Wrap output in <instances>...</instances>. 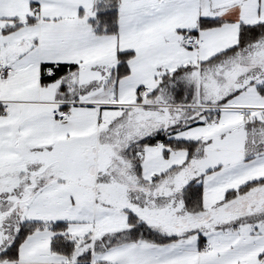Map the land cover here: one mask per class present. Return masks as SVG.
Segmentation results:
<instances>
[{
    "label": "snow or ice",
    "instance_id": "obj_1",
    "mask_svg": "<svg viewBox=\"0 0 264 264\" xmlns=\"http://www.w3.org/2000/svg\"><path fill=\"white\" fill-rule=\"evenodd\" d=\"M0 264H264V0H0Z\"/></svg>",
    "mask_w": 264,
    "mask_h": 264
}]
</instances>
